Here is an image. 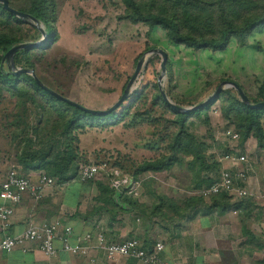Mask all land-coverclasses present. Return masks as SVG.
<instances>
[{"label":"rangeland","instance_id":"rangeland-1","mask_svg":"<svg viewBox=\"0 0 264 264\" xmlns=\"http://www.w3.org/2000/svg\"><path fill=\"white\" fill-rule=\"evenodd\" d=\"M53 2L58 13L53 24L58 40L46 49L31 53L38 78L51 89L86 107L107 109L123 95L138 61L141 58L147 60L131 87L129 98L117 110L127 112L123 113V121L117 125L106 123L89 127L80 134L77 165L106 162L108 166H122L132 177L136 167L145 161L166 162L173 152L171 145L179 127L177 115L158 99L160 84L174 103L188 108L210 98L226 78L240 83L254 99L264 81V29L252 32L245 47L232 38L225 51L193 50L171 42L162 27L151 30L146 23L123 19L127 13L123 0ZM24 22L10 25V22L0 21V31L16 32L23 39L21 43L40 41L43 37L40 29L31 22ZM152 47L168 53L164 75L162 56L150 55ZM15 57L16 67L24 68L26 59L17 64ZM5 65L9 66L8 59ZM224 90L240 98L232 87ZM24 105L10 93L0 92V149L10 156V164H3V167L17 166L21 172L23 169L17 158L19 140L28 132V122L36 126L41 118L37 106ZM225 107L224 101L218 100L208 111L189 117L187 122L189 132L202 144L203 156L210 164L218 162L219 157L235 144L224 136V130L231 128L240 133L235 122L226 116ZM18 135V140H10ZM238 145L249 154L256 170L249 173L252 197L264 200V149L255 136L243 142L240 135ZM193 162V155L179 154L177 163L170 170L157 174L149 172L150 177L144 181L153 182L150 186L153 189L156 183L159 192L172 195L181 203L190 197L201 196L202 189L208 184L207 178L214 176L216 171L193 169ZM98 178L108 184L105 173ZM198 184H201L199 188ZM146 190L143 187V191ZM120 197V192H114V201Z\"/></svg>","mask_w":264,"mask_h":264},{"label":"trees","instance_id":"trees-1","mask_svg":"<svg viewBox=\"0 0 264 264\" xmlns=\"http://www.w3.org/2000/svg\"><path fill=\"white\" fill-rule=\"evenodd\" d=\"M123 2L127 8L123 19L132 23H146L151 30L156 26L162 27L167 31L168 39L171 42L193 50L225 51L232 38H235L241 47H245L252 32L264 29V0H123ZM9 3L11 7L37 18L48 33L49 39L45 45L33 49H23L16 54L17 64L26 59L24 68H34L36 64L31 59V53L38 49H46L58 40V35L55 34L53 27L58 17L55 4L53 0H9ZM0 21L1 23L10 22V25L25 24L23 19L7 11L2 3H0ZM35 32L38 30L35 29ZM22 41L23 39L14 31H0V92L2 94L10 93L11 96L25 104L24 106L35 105V108L37 106L41 112L38 124L34 126L28 122L29 130L23 139L19 140L18 162L26 176L32 170H45L47 175L58 183L65 182L67 179L79 175L81 163L79 165L76 163L80 152V134L88 130L89 127L104 126L106 123L117 125L122 122L123 116L127 112H118L117 110L129 97L113 112L107 115H96L84 112L53 96L41 87L31 75L24 73L14 75L9 66L5 65L4 54ZM226 79L232 80L231 78ZM240 86L243 88L241 84ZM234 90L233 88L232 91ZM135 95L137 96V94L133 96ZM248 97L252 103L264 101V81L259 87L255 99L250 95ZM158 99L173 110L178 117L176 124L179 130L171 145L173 152L166 162L148 160L141 163L132 174L135 180L148 171L170 170L177 163L179 154L193 155L194 162L191 165L193 169L200 167V170L204 169L207 172L217 171L220 163L210 164L209 161L207 162L202 153V144L189 132L187 122L189 117L208 111L211 105L218 100L224 101L226 116L235 122L243 142L250 136H255L260 147L264 149V108L254 109L247 106L241 96L240 98L236 97L229 90H223L206 107L188 113H180L172 109L161 93H159ZM16 137H13V140L19 139V135ZM115 166L124 170L122 166ZM203 180L205 181V178ZM206 182L208 183L206 186L210 185L212 178H207ZM200 186L201 184H198L197 188ZM114 192L118 191L111 187L108 180V184L105 185L107 205H115ZM120 195L123 201L132 202L126 189L122 190ZM209 200L212 202V207H220L225 211L229 208L242 209L243 201L246 198L232 203L231 196L219 194L212 196ZM205 203L206 199L203 196L190 197L181 203V213H191ZM245 213L248 214L247 211Z\"/></svg>","mask_w":264,"mask_h":264},{"label":"crops","instance_id":"crops-1","mask_svg":"<svg viewBox=\"0 0 264 264\" xmlns=\"http://www.w3.org/2000/svg\"><path fill=\"white\" fill-rule=\"evenodd\" d=\"M9 157L0 149V184L11 168L3 167V164H10ZM252 167L254 169V165ZM149 172L161 173L142 174L136 180V193H128L132 202L118 198L114 206L107 205L106 184L100 178L85 182L78 175L61 183L55 180L39 199L27 192L19 203L6 202L14 208V215L6 231L0 221V238L5 234L19 235L33 223L49 224L60 219L64 225L73 227L72 242L78 236L99 231L112 242L137 238L150 250L161 242L164 249L159 255L160 261L155 264H263V199L248 197L242 209L225 211L212 207L211 200H206L207 204L195 211L181 213L179 199L159 192L156 183L153 189L150 187L153 182L144 181L150 177ZM43 173L47 175L45 170H32L27 174L37 182ZM249 186L253 188L251 177ZM1 203L4 202L0 198ZM56 246L59 252L54 257L45 255L34 244L27 251L16 248L2 253L0 264H146L131 257L111 261L100 249H91L88 254H73L63 251L59 241Z\"/></svg>","mask_w":264,"mask_h":264},{"label":"built area","instance_id":"built-area-1","mask_svg":"<svg viewBox=\"0 0 264 264\" xmlns=\"http://www.w3.org/2000/svg\"><path fill=\"white\" fill-rule=\"evenodd\" d=\"M224 136L235 142L222 156L219 157V169L212 176L210 185L204 187L201 196L210 199L214 195L227 194L232 197V203L252 197L254 194L250 188L249 173L254 169L250 156L239 148L238 140L240 134L234 129H226ZM230 163L232 166H227ZM240 165V167H236ZM236 167V168H235ZM102 173L109 179L111 187L118 192L126 189L127 193H135L138 183L133 177L116 166H108L106 162L84 163L79 167V179L81 181H94ZM55 180L42 174L37 182L24 175L17 166H12L5 180L0 184V198L4 203L0 204V221L3 229L9 228L14 208L6 202L19 203L24 195L29 192L36 199L42 197L46 187L53 186ZM75 237L74 229L70 225H64L60 219L49 224H30L23 233L19 235L5 234L0 238V255L11 252L16 248L27 251L31 244L41 250L45 255L54 257L59 250L56 242L62 243V250L73 254H88L91 249L103 250L106 257L117 260L121 257L136 258L146 264H155L160 261L159 255L164 249V244L158 242L153 250L148 249L139 239L131 238L120 242L108 241L102 231L89 232L83 236ZM162 264H170L163 262Z\"/></svg>","mask_w":264,"mask_h":264},{"label":"water","instance_id":"water-1","mask_svg":"<svg viewBox=\"0 0 264 264\" xmlns=\"http://www.w3.org/2000/svg\"><path fill=\"white\" fill-rule=\"evenodd\" d=\"M0 3L3 4L4 8L13 13L16 17H19L25 21L31 22L32 24H34L37 28L40 29V31L43 34V37L40 41L38 42H25V43H20L17 44L15 46H13L4 56L3 61H6L7 59L9 60V68L11 70V73H13L14 75H19V74H29L31 75L35 81L41 86L43 87L45 90H47L50 94H52L53 96L64 100L78 108H80L82 111L87 112V113H91V114H96V115H107L111 112H113L114 110H116L117 108H119L121 106V104L129 97L130 95V90L131 87L133 86L134 82L136 81L138 75L141 72L142 67L147 63L146 58H141L138 61V64L136 66L135 72L133 74V76L131 77L130 81L128 82L123 95L120 97V99L113 104L111 107L107 108V109H93L90 107H86L70 98H67L65 96H63L62 94L58 93L57 91L51 89L50 87H48L46 84H44L37 76L36 71L34 68H17L14 62V56L17 54V52H19L20 50L23 49H31V48H37L40 47L42 45L45 44V42L48 40V33L46 32V30L41 26L39 20L37 18H35L34 16H32L29 13L17 10L13 7L10 6L9 0H0ZM150 55L153 54H160L162 56V75L166 74L167 72V62L169 59L168 53L166 50L162 49V48H152L149 51ZM227 87H232L234 88L239 95L242 98V101L249 107L254 108V109H258V108H264V101L258 102V103H252L247 95V93L245 92V90L240 86L239 83L235 82V81H231V80H225L223 81L218 88L216 89L215 93L208 98L207 100H205L204 102L191 106V107H182L176 103H174L169 97L168 95L165 93V91L163 90V88L161 87L160 84V89H161V94L164 98V100L166 101V103L168 104V106H170L172 109H174L177 112L180 113H188V112H193L196 111L198 109L204 108L207 105H209L214 99L217 98V96Z\"/></svg>","mask_w":264,"mask_h":264}]
</instances>
